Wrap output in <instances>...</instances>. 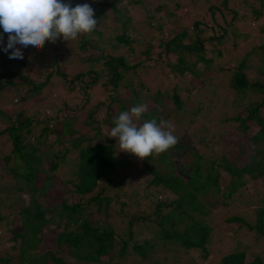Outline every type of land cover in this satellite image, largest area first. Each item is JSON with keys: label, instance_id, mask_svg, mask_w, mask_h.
Masks as SVG:
<instances>
[{"label": "trees", "instance_id": "obj_1", "mask_svg": "<svg viewBox=\"0 0 264 264\" xmlns=\"http://www.w3.org/2000/svg\"><path fill=\"white\" fill-rule=\"evenodd\" d=\"M235 1L218 0V6L207 9L208 16L177 30L171 22L181 16L179 0H64L73 7H93L98 26L93 33L51 43L60 50L54 56L43 53L39 62L24 52L15 69L0 60V92L12 91L17 101L37 97L55 79L80 99L69 109L62 100L54 113L37 109L36 118L23 110L0 111L5 123L0 145L11 144L6 155L0 148V226L20 248L16 262L0 256V264H171L172 259L197 264L209 255L215 236H228L220 230L223 222L233 225L237 241L218 263L264 264V44L231 58L244 33L236 24L240 13L252 15L241 21L244 29L264 32V0H238V6H231ZM98 14L112 15L110 32ZM150 27L161 32L158 52L148 46L140 50L142 32ZM167 27L169 35L163 34ZM4 55L9 60V53ZM149 61L163 62L160 88L154 92L131 78ZM75 62L83 63L84 70L71 76L65 67L73 69ZM184 75L189 82L182 81ZM146 97L161 109L157 114L148 110L141 122L170 121L179 142L141 161L119 151L117 140L108 135L115 113L129 110L130 103L145 104ZM92 98L96 103L88 105ZM82 113L93 140L101 128L93 125L96 115L106 114L103 136L109 141L67 140L78 132ZM222 143L232 147L223 151ZM71 149L78 157L61 182L52 171ZM140 193L148 198L157 193L152 214H137ZM44 196L50 202L39 199ZM232 209L219 222L220 214ZM112 211L125 228L121 233L109 221ZM45 241L51 245L44 250L40 244ZM253 245L260 251L247 260L246 250ZM35 249L41 252L32 255ZM137 256L144 262H131Z\"/></svg>", "mask_w": 264, "mask_h": 264}, {"label": "rangeland", "instance_id": "obj_2", "mask_svg": "<svg viewBox=\"0 0 264 264\" xmlns=\"http://www.w3.org/2000/svg\"><path fill=\"white\" fill-rule=\"evenodd\" d=\"M180 4H181V11L179 12L181 14V16L178 18L179 21H177V19H175L174 21L171 22V26L176 28L177 30H181V29H185L186 25H190L192 20L194 18H200V17H206L208 16V8L211 6V4H214L216 6H218V0H179ZM190 2L193 3V6L190 7ZM238 0H236L233 4L231 3V6H238ZM187 10H189V12H186ZM240 12V9H239ZM252 15H250V13H240L239 14V21L237 24V26L241 29V33H243V37L240 38V40H236V42H238V47H234L235 49H238V51H235L232 54V60L236 59V58H240L243 55V52H245L250 46L254 45V44H260L263 43L264 44V32H255L254 30L251 31L250 28L244 29L241 25V21L242 20H248ZM96 17H101L99 14L96 15ZM100 20L102 21V23H106V25L108 26V32H110L111 30V24H112V15L110 14L109 16L105 17V18H100ZM261 21V20H260ZM184 22V23H183ZM262 25H264V20L261 21ZM255 22L252 21V23L250 24L251 27H254L255 25H253ZM169 29V27L164 29L163 34L165 35H169V32H167ZM3 32V29L0 30V33ZM142 34H144L145 40L143 43L140 44V50H145V46L151 47L152 50L154 52H158L160 50V46H158V37H160L161 32L160 29H156L155 27H150L148 29H144ZM164 35V36H165ZM153 37V39H151ZM262 37V38H261ZM7 39L8 36L6 34H4V39H3V43H0V60H3L6 64V66L8 67H12V68H16V66L19 64V62H17V59H10L9 60H5L6 59V55H4V51L3 48L4 46L7 44ZM149 39H151V41L149 42ZM242 40V41H241ZM58 43H60L59 41H57ZM51 43L48 42L46 43V46H43V48L36 50L33 49L32 47H28L25 49V54L26 56H31V62L34 60H38V58H41L42 55H44L43 53H47L49 56H54L57 52V50H60V47H58V45H56V48H52V46L50 45ZM230 43L226 44L229 45ZM243 47V48H242ZM76 48V47H75ZM23 50V49H22ZM107 50L113 52L112 48H107ZM11 51V50H9ZM31 53V55H29ZM65 54V53H64ZM10 65V66H9ZM87 65V64H86ZM84 64L83 63H74V67L73 69L69 68V67H65V70L67 72L70 73V75H74L75 72L77 71H82L84 70ZM163 62L160 61L158 63H156V65L153 64L152 61H149V63L147 64L146 67H143L142 70L135 75H132L131 78L134 77V81L135 82H143L145 87H147L149 89L150 92H154L155 90H157L158 87V76L159 74L163 71ZM26 68H23V71L25 73H27ZM29 76L31 78H34V71H29ZM221 77L220 73L216 72V79L218 80V78ZM181 79H183L182 81H187L189 82V78L188 75H184L181 77ZM170 93V92H169ZM13 94L12 91H8V90H4L2 92H0V111L5 110L11 113H18L20 110H23V114L25 116H29V117H35L36 118V110L39 109L40 113H54L56 108L61 107V101H65L67 108L65 109H69V108H73L78 102H79V98L78 96H76L74 93L68 92L67 90V86H63L61 85L60 80H53L49 85L46 86V88L42 91V93L40 95L36 96H28L26 95L25 100L23 101H17L15 100V98L13 99ZM122 95H127L125 93L122 92ZM159 97H163V95L160 93L158 94ZM184 95H186V93H184ZM108 93H105L102 96V99H107ZM220 96L219 94H215V97ZM97 101L96 98H92L90 103L88 105H93L95 104ZM166 104H170V101L167 99ZM144 103L148 105V110L153 109L152 112L154 114H157L160 111V106L157 105L156 103L152 102V99L150 97H146L144 99ZM131 104V103H130ZM130 104H128V108L130 110V108L132 107ZM105 108V107H103ZM65 113V112H64ZM120 112H116L115 113V117H117L119 115ZM84 117V113H82L79 116V119L76 121V127L78 128V132L74 133V135L71 136L70 139H67L68 141L72 142V141H76L79 137H87L89 139H91L93 142H96V138L102 142H107V140L109 138H106L103 136L104 133L107 131L108 127L106 126V114L105 113H99L96 115L97 120H95L94 122V126L96 127V125H100V135H98L97 137L93 138V134L94 131H90L88 130L87 126L85 124H83L81 122V118ZM161 117V115H160ZM5 125L4 120L2 117H0V129L3 128V126ZM62 125V122H58L57 124V128H60ZM253 132V129H249L248 130V134L251 135ZM113 138V137H110ZM114 139V138H113ZM2 139H0L1 142ZM30 140H32V137H30ZM116 140V138L114 139ZM109 141V140H108ZM71 144V143H70ZM236 143H234L235 145ZM222 150L223 151H227L228 149H230L232 147L231 144L227 145L226 143H222ZM233 145V146H234ZM0 148H2V154L6 155L10 152L11 150V144H7V145H0ZM66 159L65 161H63L61 163V165L59 167H57L55 170L52 171V173L58 178V180H60L61 182H63L64 180H67L68 178V174L70 171H72L74 168L71 165V162L77 159L78 154H77V150L76 149H71L70 152H68L66 154ZM67 168H69V172L67 170ZM141 170V168L138 166V174H137V179L140 178L141 174L139 173V171ZM145 180V177H144ZM254 186H250L249 189L253 190ZM140 190V189H139ZM264 190V189H263ZM155 195H157V193L154 194V196L151 194V197H144L143 193H140L139 196L141 197V203L137 204L135 207V210L137 212V214H143V216H147L149 214H152L153 211V205L154 202H152L154 200ZM39 199L44 200V202H47L50 200L48 199V197L46 198V196L44 197H40ZM146 201V202H145ZM95 208V207H94ZM92 208V209H94ZM241 210V209H240ZM116 211H112L111 215L109 216V221H111V224L116 228V230L118 232H122L123 230H125V228H123V225L120 221V217L115 213ZM235 210L232 209L229 212L225 213H221L220 217H219V222L221 221V219H223L224 217L234 213ZM223 214V215H222ZM52 223V222H50ZM51 225V224H50ZM224 222L220 224V230H222V232H224L226 235H228L226 238H222L220 239V236L217 235L215 236L214 240H213V244H211V246L208 245L209 248V255L207 256V258L205 260H196L197 264H219V259L220 257L226 253V251L230 250L232 247V244L235 243L236 240V235L234 233V227L233 225H226L225 227ZM233 227V228H230ZM138 228V227H136ZM218 231V229H217ZM219 232V231H218ZM9 232L7 233V230L5 227H1L0 226V256L3 257H11V261L14 263V260L16 262V257L20 254V248H19V241H13L9 239ZM31 243V242H29ZM264 245V241L261 242L260 245ZM40 245L44 246L42 248L47 249L48 245H51V243L49 241H45L43 243H41ZM63 251H67L66 246L64 248H62ZM158 249V248H157ZM157 249H154L157 250ZM56 251V249H55ZM62 250H59V253H61ZM153 253H156L154 252ZM260 251V246H249V248L246 250V259L247 260H252ZM30 252L33 254L40 253L41 251H35L33 252V250H30ZM148 253V252H147ZM146 253V254H147ZM158 253V252H157ZM133 254H138L136 251ZM149 254V253H148ZM147 254V255H148ZM173 255V253H171ZM75 255V254H74ZM155 256V255H154ZM174 256V255H173ZM13 257V258H12ZM149 257V256H146ZM148 259V258H147ZM131 262H136V263H143L144 259H141L140 257H136L135 260L132 259L131 257ZM160 262V261H159ZM82 263V262H79ZM161 263V262H160ZM171 264H185V262L183 261V259L177 261L173 259L171 260Z\"/></svg>", "mask_w": 264, "mask_h": 264}, {"label": "clouds", "instance_id": "obj_3", "mask_svg": "<svg viewBox=\"0 0 264 264\" xmlns=\"http://www.w3.org/2000/svg\"><path fill=\"white\" fill-rule=\"evenodd\" d=\"M93 7L64 0H0V43L8 34L3 50L10 59H23L22 49L31 46L39 50L46 41L62 39L71 42L79 35H89L98 27ZM11 50V51H9ZM148 111L147 104H137L113 119L108 136L116 138L119 151L143 161L172 149L179 139L170 121L151 118L141 122Z\"/></svg>", "mask_w": 264, "mask_h": 264}]
</instances>
